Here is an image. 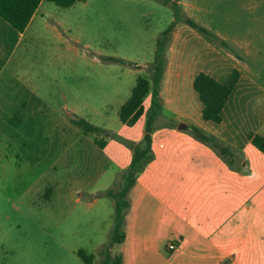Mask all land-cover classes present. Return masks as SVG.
I'll use <instances>...</instances> for the list:
<instances>
[{
	"label": "crops",
	"instance_id": "0c3cea01",
	"mask_svg": "<svg viewBox=\"0 0 264 264\" xmlns=\"http://www.w3.org/2000/svg\"><path fill=\"white\" fill-rule=\"evenodd\" d=\"M176 2L187 18L235 48L244 59L183 22L174 26L157 105L152 88L144 100L142 118L155 113L152 131L158 129L151 133L155 160L150 168L162 163L161 146L169 152L173 139L196 148L202 160L214 155L217 168L175 180L138 176L117 256L121 264H264V177H245L257 170L264 172V152L250 139L252 135L264 138V0ZM60 9L43 0L23 33L0 17L2 112L7 111L3 103L12 95L18 97L12 105H27L25 94L32 85L28 59L40 51L46 38L60 36L56 20ZM170 11L164 25L149 32L144 47L134 41L137 56L124 57L135 65L123 88L130 95L138 77H151L157 39L175 21ZM234 72L239 80L223 108L222 121L203 120V106L194 90L196 76L204 73L229 84ZM195 129L206 138L195 136ZM145 133L146 127L138 142ZM156 133L162 135L161 146L156 144ZM169 243H177L178 249L169 251Z\"/></svg>",
	"mask_w": 264,
	"mask_h": 264
},
{
	"label": "rangeland",
	"instance_id": "374dc122",
	"mask_svg": "<svg viewBox=\"0 0 264 264\" xmlns=\"http://www.w3.org/2000/svg\"><path fill=\"white\" fill-rule=\"evenodd\" d=\"M156 3L86 0L60 9V36L46 38L28 59L27 105H12L18 99L12 95L3 103L7 111L0 110V264H87L80 250L93 256L91 264H104L108 247L113 257L118 254L114 202L99 194L115 188L129 167V143H139L148 119L132 128L120 121V107L130 96L123 88L135 65L104 58L137 56L134 41L144 47L149 32L171 15L170 4ZM76 118L117 136L86 135ZM161 136H155L160 146ZM96 139L105 140V148ZM168 148L161 146V164L150 163L138 176L175 180L217 168L214 155L202 160L190 144L173 139Z\"/></svg>",
	"mask_w": 264,
	"mask_h": 264
},
{
	"label": "trees",
	"instance_id": "16d2710c",
	"mask_svg": "<svg viewBox=\"0 0 264 264\" xmlns=\"http://www.w3.org/2000/svg\"><path fill=\"white\" fill-rule=\"evenodd\" d=\"M43 0H0V17L7 22L16 31L23 33L28 28L34 14L38 10ZM55 4L57 7L67 9L74 6L76 3L85 2L86 0H47ZM163 4H170L173 10L175 21L162 32L156 43L155 59L152 66L150 79L140 76L136 80V84L132 89L130 97L121 106L119 110L120 121L127 127H134L137 122L142 118L145 112L144 100L146 96L153 89L154 104L156 107L157 98L159 95L161 82L166 70L167 62V46L170 41L174 26L178 22H183L188 26L195 28L215 40L221 42L226 48L231 50L236 56L244 59V57L233 47L221 41L217 36L210 31L199 26L194 21L187 18L179 8L176 1L171 0H155ZM104 60L109 63H119L124 66H134V63L126 61L118 57H105ZM239 80V74L234 72L232 74L229 84H221L207 74L200 73L194 80V90L199 96L202 103V118L205 121L220 123L222 121V111L232 96L235 86ZM156 114L153 113L149 116L146 133L141 142L137 144L129 143L132 149V161L129 167L120 173L119 182H115V188H110L101 192L99 196L107 197L114 202V229H113V245L121 244L125 239V221L126 215L131 208V192L136 183L138 174L143 172L147 166L155 160V153L153 151L152 139V123ZM73 123L79 127L84 134H106L109 137L115 138L117 135L110 130L98 127L91 124L85 119L76 118L72 120ZM195 136L206 138L199 130H194ZM253 145L260 151L264 152V138L258 135L250 137ZM100 148H105V140H95ZM223 151L227 149L221 147ZM113 247H108L106 250L104 264H121L120 257L117 255L113 257L109 251ZM78 255L84 260L85 263L91 264L93 256L86 255L84 251L80 250ZM226 264V263H225Z\"/></svg>",
	"mask_w": 264,
	"mask_h": 264
},
{
	"label": "built area",
	"instance_id": "2783aa9c",
	"mask_svg": "<svg viewBox=\"0 0 264 264\" xmlns=\"http://www.w3.org/2000/svg\"><path fill=\"white\" fill-rule=\"evenodd\" d=\"M178 246L179 245L177 243H169L168 249H169V251H175L178 249Z\"/></svg>",
	"mask_w": 264,
	"mask_h": 264
}]
</instances>
